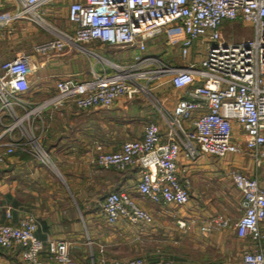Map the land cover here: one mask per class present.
<instances>
[{
	"label": "built area",
	"instance_id": "2783aa9c",
	"mask_svg": "<svg viewBox=\"0 0 264 264\" xmlns=\"http://www.w3.org/2000/svg\"><path fill=\"white\" fill-rule=\"evenodd\" d=\"M50 0H12L7 19H28L51 36L34 45L42 56L67 47L98 40L117 49H132L126 63L108 62L110 70L93 72L87 79L60 78L56 91L33 102L25 96L36 63L21 52L0 62V166L9 155L28 152L43 164H51L42 143L45 109L72 102L78 108L110 107L120 96H140L161 113L165 129L155 121L143 125L138 138L127 139L117 150L106 151L95 143V161L124 168L139 166L136 191L156 203H185L188 182H181L177 160L182 150L191 159L202 155L248 153L264 160V0H69L67 18L74 31L51 24L42 6ZM250 24L252 35L237 41L224 38V21ZM166 35L168 44L179 43V53L198 57L184 65H173L146 53L149 39ZM83 49H86L82 47ZM183 88L184 95L172 110L165 108L159 93ZM196 114V115H195ZM195 115V116H194ZM242 200V214L234 230L249 244L241 249V264H264V240L260 220L264 215V188L257 177L233 169L230 172ZM104 218L132 224L151 222V213L127 191H109L101 202ZM10 217V210L6 211ZM229 219L205 220L201 231ZM179 225H185L179 221ZM37 220L26 211L16 224L0 223V246L24 244L22 259L31 264H71L70 243L64 239L43 241L36 235ZM46 247L48 257L40 259ZM101 264H146L139 257L102 259ZM156 264H173L163 260Z\"/></svg>",
	"mask_w": 264,
	"mask_h": 264
},
{
	"label": "crops",
	"instance_id": "0c3cea01",
	"mask_svg": "<svg viewBox=\"0 0 264 264\" xmlns=\"http://www.w3.org/2000/svg\"><path fill=\"white\" fill-rule=\"evenodd\" d=\"M68 2L50 0L41 8L48 21L55 22L63 30L74 31V23L67 18ZM13 7L12 0H0V62L21 52L31 54L36 67L29 77L30 88L25 96L33 102L52 95L56 91V81L60 78L87 79L93 72L99 73L109 68L107 63L110 61L126 63L132 58V49L110 51L109 46L98 40L80 44L88 52L72 51L71 47H67L62 52L44 57L34 50V45L51 34L28 19L9 21L7 16ZM104 46L108 49L102 51ZM146 53L157 55L173 65H184L200 57L193 52L183 58L179 53V43L168 44L166 35L149 39ZM99 57L107 67L100 64ZM184 90L170 87L161 91L158 97L165 108L172 110L184 95ZM104 108H78L72 102H66L56 109L47 108L43 111L45 127L42 129V143L50 154L51 164H43L28 152L15 153L6 158L0 166V223L16 224L24 212H31L38 223L36 235L39 238L45 242L48 239H64L70 243L71 264H101L102 259L126 255L124 251L130 246L132 250H138L134 257L143 259L146 264L163 260L173 264L198 262L199 256L195 251L182 249L181 253H177L175 248L188 246L197 250V247L205 245L211 247L210 236L207 242V238L204 239L203 246L199 241L200 232L205 233L201 231L202 222L230 217L227 207L229 202L220 212L211 208L204 209L203 213L200 211V195L195 186L197 177L203 172L211 186L212 176L223 180L228 175L232 179L230 172L237 169L247 176L257 177L264 188V180L260 178L264 160L256 163L250 154L237 152L219 156L205 154L193 160L182 150L177 165L181 182H188L189 199L185 203H156L141 197L136 191V184L141 178L139 166L129 164L124 168H116L98 164L95 161V143L101 142L106 151L117 150L123 141L140 137L147 121L157 122L163 130L166 125L161 113L140 96L132 99L120 96L110 107ZM123 113H140L147 119L137 127L130 122L132 118L121 119L120 114ZM246 164L251 166L250 172ZM232 185L238 191V213L232 217L234 221L230 219L229 226L219 223L209 232L212 229H222L219 233L225 234L233 232L234 235L226 236L222 244L231 245L232 237L237 240L236 247L241 251L244 245L249 244V239L239 237L233 227L243 209L241 193L233 180ZM113 190H125L136 197L138 203L151 213L152 221L132 224L120 219L114 223L108 222L102 215L101 202ZM231 195L232 190L228 188L222 191L225 200H230ZM8 209L10 217L6 216ZM179 221H184L185 225H179ZM259 225L264 240V215ZM137 236L139 240L135 239ZM23 247L24 244L10 248L0 246V264H31L20 256ZM48 255L44 247L38 257L45 260ZM49 264L60 263L51 260Z\"/></svg>",
	"mask_w": 264,
	"mask_h": 264
},
{
	"label": "rangeland",
	"instance_id": "374dc122",
	"mask_svg": "<svg viewBox=\"0 0 264 264\" xmlns=\"http://www.w3.org/2000/svg\"><path fill=\"white\" fill-rule=\"evenodd\" d=\"M46 20L48 21L47 18H46ZM49 22L51 24L57 25L53 21L49 20ZM57 26H59V25H57ZM222 31H223L224 38L227 40H231V41L241 40L243 38H248L252 35L251 25L246 24L244 22H241L239 20L238 21H236V20L235 21H224L223 25H222ZM108 48H106V46H104V48H101V50L105 51L108 49V50L112 51V50L117 49V48H110V47H108ZM71 50L72 51L83 50L85 52H88V51L84 50L82 47H78V46L71 47ZM98 60L100 61V64L103 65V67H107V65L105 63H103V61H102L103 59H101L99 57ZM106 69L110 70V68H106ZM145 100L148 101L147 99H145ZM102 108H104V107H102ZM54 109H56V108H54ZM139 114L140 113L127 115V113H123V114H120V117H121V119L125 118V117L132 118V120H130V122L132 124H135L137 127H139L147 119L145 116H140ZM245 166H247L246 167L247 171L250 172L249 168H251V166L250 165L248 166V164H246ZM204 177H205V179H204ZM212 177H213V179L211 181V186H210L209 181L207 180V175H204L203 172L200 173L199 176L197 177L195 186H196L197 191L199 192V195H200V197H199L200 206H201L200 211L203 213L204 209L207 210V208H211V210H218L220 212L226 206V204H228V202H229V204L227 205L228 215H229L230 219L232 221H234L233 220L234 218H232V217L234 215H236V213H238V210H237V208H238L237 202L239 200L238 191L236 190L235 187H233L232 179L230 177H228V175H226L223 180L222 179H214V176H212ZM260 178L262 180H264V169L260 174ZM263 183H264V181H263ZM227 188L229 190H232L233 195H231L230 200L229 199L225 200L224 197L222 196V191L226 190ZM209 194H211V198H209ZM209 200H211L210 205H208ZM226 218H228V217H226ZM230 219H229V222L231 223ZM132 229H134V228H132ZM213 230L214 229H212V231ZM219 230H222V229L214 230V234H212V235H211L212 231H211V233L209 232L210 230L206 231L205 233L200 232V234H199V241L202 243L201 244L202 246L204 245L203 244L204 239H206L207 237L210 236V239L212 240V246L211 247L205 245L201 248L197 247V250H196L195 247L178 246L175 248V251L177 253H181L180 251H182V249H186V250L189 249L190 251H192V250L195 251V253L198 254V256H199V261L196 263H193V264H240V253H241V251H240V248L238 249L236 247L237 240L233 239L231 237V241H232L231 245L225 246L224 244H222V242L224 241L226 236L234 235V233L231 231L228 234L219 233ZM135 231H136V234L139 235L138 230L136 229ZM208 232H209V234H208ZM135 239L139 240L138 236L135 237ZM207 241H208V238H207L206 242ZM233 244H234V246H233ZM204 247H205V249H204ZM124 252H126V255H118L117 258L118 257L126 258L127 256L134 257V256H137V254H138V250H132L131 246L127 247Z\"/></svg>",
	"mask_w": 264,
	"mask_h": 264
}]
</instances>
